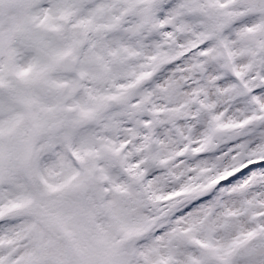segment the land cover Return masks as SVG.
Instances as JSON below:
<instances>
[{
    "label": "snow or ice",
    "instance_id": "6c2138e0",
    "mask_svg": "<svg viewBox=\"0 0 264 264\" xmlns=\"http://www.w3.org/2000/svg\"><path fill=\"white\" fill-rule=\"evenodd\" d=\"M0 264H264V0H0Z\"/></svg>",
    "mask_w": 264,
    "mask_h": 264
}]
</instances>
